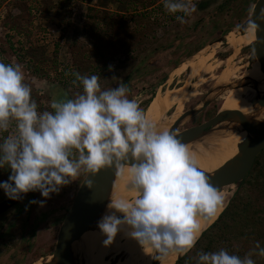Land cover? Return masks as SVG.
<instances>
[{
  "label": "rangeland",
  "instance_id": "obj_1",
  "mask_svg": "<svg viewBox=\"0 0 264 264\" xmlns=\"http://www.w3.org/2000/svg\"><path fill=\"white\" fill-rule=\"evenodd\" d=\"M257 1L194 0L197 12L189 23L181 25L164 10L161 0H0V61L23 66L38 111L51 110L53 99L73 98L81 91L78 84H73L75 73L98 76L102 89L116 87L119 80L123 81L128 98L137 101L158 130L169 120L176 122L182 115L197 111L207 101L206 108L184 119L177 130L183 131L217 115L249 64L254 42L242 43L234 50L224 38L231 32L241 34L239 29L248 21ZM60 3H65L71 14V26ZM216 42L221 45L208 51ZM215 50L214 60L227 59V63L206 72L202 83L190 78L189 89L198 92L196 97L182 104L177 112L175 107L168 111L150 110L158 95L178 89L189 80L190 68L175 71L178 66L200 52L201 56H208ZM253 167L252 174L228 202L229 205L239 192L241 198L252 203L250 211L258 212L254 224L243 226L242 235L224 245L233 253L242 249L248 252L256 242L264 247V189L256 185L257 180L264 179V151ZM10 174L7 168L0 169V182L8 181ZM86 175L82 173L59 193L51 194L43 207L30 203L44 199L38 192L0 215V264H42L52 259L60 226ZM7 198L0 189V203ZM92 236L91 246L104 240L100 231ZM206 246L204 241L191 257L195 258L198 251L209 252ZM220 248L216 242L213 251ZM142 250L136 244L129 263ZM124 258L126 253H115L106 260L116 264ZM85 259L83 262L91 264L89 256ZM253 259L256 264H264V257Z\"/></svg>",
  "mask_w": 264,
  "mask_h": 264
},
{
  "label": "clouds",
  "instance_id": "obj_2",
  "mask_svg": "<svg viewBox=\"0 0 264 264\" xmlns=\"http://www.w3.org/2000/svg\"><path fill=\"white\" fill-rule=\"evenodd\" d=\"M161 4L181 25L197 12L194 0ZM74 75L81 91L38 111L23 66L0 61V169L11 170L0 189L11 200L39 191L44 199L30 203L43 207L82 173L92 187L89 177L102 169L119 174L130 168L134 196L110 200L98 222L105 246L124 232L144 251L152 249L159 264L185 256L199 239L201 222H211L222 207L220 189L173 132L158 130L128 98L127 84L113 77L118 86L102 89L98 76ZM254 256L264 257L259 242L242 257L225 248L198 251L195 264H256Z\"/></svg>",
  "mask_w": 264,
  "mask_h": 264
},
{
  "label": "bare ground",
  "instance_id": "obj_3",
  "mask_svg": "<svg viewBox=\"0 0 264 264\" xmlns=\"http://www.w3.org/2000/svg\"><path fill=\"white\" fill-rule=\"evenodd\" d=\"M227 44L230 48L236 50L243 44H252L256 41V31L254 27L247 28L241 34L236 32L229 33L225 38ZM218 45H221V42H216L208 51H211ZM205 51V50H204ZM238 51V50H237ZM201 53V52H200ZM193 56L189 59L188 62L177 67L175 71H183L186 68H190L189 80L184 86L179 87L178 89H173L169 92H165L162 95H158L150 106V110H164L168 111L171 108L175 107V112L180 108V106L186 102H189L191 99L198 95L196 90H190V78L195 77L201 83L203 82V75L206 72H212L215 70L216 66H223L227 62L225 59H216L213 58L216 50L211 52L208 56ZM214 60L211 65L210 61ZM231 67L225 71L224 75L229 77V70ZM208 73V74H209ZM207 74V73H206ZM226 80V79H225ZM225 88V87H224ZM264 90V73L261 71L260 63L258 60L253 65L246 64L245 69L238 83L232 89L229 97L226 96L225 101L222 103L219 113L227 111H237L245 115L250 126L257 130L264 129V107L256 104L254 101H259L263 95ZM191 114H184V119L188 118ZM181 116V117H182ZM180 117V118H181ZM175 120H169L166 123H163V127L160 130H170ZM161 127V126H160ZM249 136L241 127V124L233 119L229 118L224 122L214 126L209 132L200 133L195 136L193 139L186 142L184 145L187 148V151L191 156L196 160L199 170L206 174L207 177L214 175L215 171L221 168L225 163L234 159L238 154V145L245 141ZM131 179V170L130 168H125L119 174L116 173L113 179V189L112 194H116L117 198L131 199L134 194L128 191L129 183ZM235 185H230L224 187L220 193L223 197V205L218 208L215 217L209 223L201 222V234L209 228V225H213L219 216L225 211L228 207V202L232 195L236 192ZM109 203V202H108ZM106 205L103 207L100 212L95 226L90 228L79 241L75 242L72 246V252L77 256V261L75 264H86L84 261L85 258L89 256L91 259V264H109V261L106 260L107 257L113 256V254L126 253V258L123 262H118L116 264H153V256L155 252L149 248L148 251L144 252L142 250L138 255H134L132 263L130 262V256L133 249H135L138 242L130 237H128L124 232L117 234L113 243L109 246H105L104 240L101 241L99 245L91 246V238L94 237L92 234L95 231H100L98 228V222L101 218L108 213V208ZM117 215L122 216L121 213ZM210 225V226H211ZM101 232V231H100ZM198 239V240H199ZM121 241V246L119 245ZM95 243V242H94ZM86 254L83 259L82 255ZM139 256L138 261L136 258ZM180 256H172L163 262V264H175L177 259ZM86 260V259H85ZM87 261V260H86ZM136 262V263H135ZM159 264V262H158Z\"/></svg>",
  "mask_w": 264,
  "mask_h": 264
},
{
  "label": "water",
  "instance_id": "obj_4",
  "mask_svg": "<svg viewBox=\"0 0 264 264\" xmlns=\"http://www.w3.org/2000/svg\"><path fill=\"white\" fill-rule=\"evenodd\" d=\"M250 27L255 28L256 41L249 64L253 65L258 60L261 71L264 73V0H258L256 2L248 21L239 30L243 32ZM219 89L215 87V90ZM253 103L254 105L258 104L264 107V90L261 99ZM201 104H203L202 107L197 111L193 109L192 111L194 112H189L191 117L206 108L208 102L203 101ZM229 118L237 120L249 137L238 145V154L234 159L225 163L215 171L214 175L208 177L213 187L220 189V191L230 185H235L236 190H238L242 185L252 170L258 155L264 151V129L260 131L253 129L245 115L241 112L227 111L223 113L218 112L215 117L201 125L183 131H177L178 127L185 122L184 116H182L173 123L169 130V132H173L185 144L198 134L209 132L214 126ZM116 173L114 168L102 169L95 176L89 177V181L93 185L92 187H89L87 184L88 175L85 176L75 195L72 206L60 226L52 259L42 264H75L74 262H78L77 256L72 252V246L90 228L95 226V222L106 203L117 198L116 194H112L113 179ZM37 192L24 194L19 200L7 198L2 201L0 203V215L22 203ZM182 257L180 256L177 261ZM158 262L153 258V264H158Z\"/></svg>",
  "mask_w": 264,
  "mask_h": 264
},
{
  "label": "trees",
  "instance_id": "obj_5",
  "mask_svg": "<svg viewBox=\"0 0 264 264\" xmlns=\"http://www.w3.org/2000/svg\"><path fill=\"white\" fill-rule=\"evenodd\" d=\"M60 4L62 5L63 10L65 11L66 20H68L67 24L71 26L72 25L70 18L71 14L67 13L68 9L66 6H64L65 3H60ZM75 33L76 34L80 33L79 28L77 29V27H75ZM7 170L11 171L10 168H7ZM253 170L249 173V176L252 174ZM263 180L264 179H260L256 181V185L260 189H264ZM251 204L252 203H250L249 201L247 202V200L245 201L244 198H241L238 192L232 198L230 204L228 205V207H226L225 211L219 216L217 221L202 234V236L197 241L194 248L185 256H183L181 259H179L177 261V264H195V258L191 256L195 252V250L197 251L200 248V246L204 241H207L206 248H208V251L212 252L214 244L216 242L221 245V248H225L224 245L231 244L232 239H238L242 235L244 227L245 226L248 227L249 224L251 223L254 224L255 223L254 219H256L258 216V212L250 211ZM262 237L264 238V236ZM226 250L232 254H236L241 257L247 253L245 249H242L237 253H233L229 248Z\"/></svg>",
  "mask_w": 264,
  "mask_h": 264
},
{
  "label": "flooded vegetation",
  "instance_id": "obj_6",
  "mask_svg": "<svg viewBox=\"0 0 264 264\" xmlns=\"http://www.w3.org/2000/svg\"><path fill=\"white\" fill-rule=\"evenodd\" d=\"M211 119V118H210ZM210 119H208V118H205L204 120H202V121H197L194 125H192V127L193 126H198V125H201V124H203V123H205V122H207V121H209ZM38 193V192H37Z\"/></svg>",
  "mask_w": 264,
  "mask_h": 264
}]
</instances>
